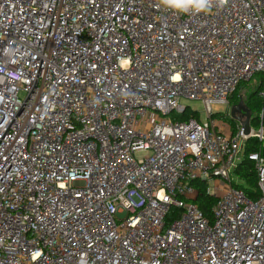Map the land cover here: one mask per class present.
<instances>
[{
  "label": "built area",
  "instance_id": "built-area-1",
  "mask_svg": "<svg viewBox=\"0 0 264 264\" xmlns=\"http://www.w3.org/2000/svg\"><path fill=\"white\" fill-rule=\"evenodd\" d=\"M260 75L264 0H0V264H264V126L213 118Z\"/></svg>",
  "mask_w": 264,
  "mask_h": 264
},
{
  "label": "trees",
  "instance_id": "trees-1",
  "mask_svg": "<svg viewBox=\"0 0 264 264\" xmlns=\"http://www.w3.org/2000/svg\"><path fill=\"white\" fill-rule=\"evenodd\" d=\"M255 81L256 83L259 82L258 88L254 92L250 93L248 100L245 102V106L251 112L250 127L254 130H258L261 125L264 126V99L259 97L263 76L260 75L256 77ZM244 85L245 84L240 85L235 93L230 97L231 106L237 105L240 100H242L238 92ZM189 118H194L198 121L200 120L199 115L196 112L191 111L190 109H187L185 113L181 115H173V119L179 121H187ZM213 118L222 120L224 123H227L234 130H236L237 122L230 116L225 114H215L213 115ZM250 153H261L262 157H264V147L262 143L255 139L249 140L247 142L245 156L235 170V177L238 179V183H233V186L241 189L248 199L257 201L260 197V193L257 187V173L255 164L248 159V155ZM193 186L195 187L198 194L197 199L194 203L202 211L204 216L210 222H213L212 210L216 204V199L211 195V193L208 192V183L199 180L193 182ZM178 216L179 212H177L176 210H172L169 221H172Z\"/></svg>",
  "mask_w": 264,
  "mask_h": 264
},
{
  "label": "clouds",
  "instance_id": "clouds-1",
  "mask_svg": "<svg viewBox=\"0 0 264 264\" xmlns=\"http://www.w3.org/2000/svg\"><path fill=\"white\" fill-rule=\"evenodd\" d=\"M161 3L166 7L184 12L189 11L190 8L195 12H201L210 11L214 0H161Z\"/></svg>",
  "mask_w": 264,
  "mask_h": 264
},
{
  "label": "rangeland",
  "instance_id": "rangeland-1",
  "mask_svg": "<svg viewBox=\"0 0 264 264\" xmlns=\"http://www.w3.org/2000/svg\"><path fill=\"white\" fill-rule=\"evenodd\" d=\"M259 85V82L256 83V81H252L248 84H245L240 90H239V96L242 99V101L245 102L248 100V97L251 92H254L257 90ZM186 107H188L191 111L196 112L199 115V119L202 122L207 121V114L205 112L204 106L199 101H193V102H184L183 103Z\"/></svg>",
  "mask_w": 264,
  "mask_h": 264
},
{
  "label": "water",
  "instance_id": "water-1",
  "mask_svg": "<svg viewBox=\"0 0 264 264\" xmlns=\"http://www.w3.org/2000/svg\"><path fill=\"white\" fill-rule=\"evenodd\" d=\"M233 120L240 123L242 126L244 133L246 135L250 134V121H251V112L245 106L244 102L240 100V102L231 108V116Z\"/></svg>",
  "mask_w": 264,
  "mask_h": 264
}]
</instances>
